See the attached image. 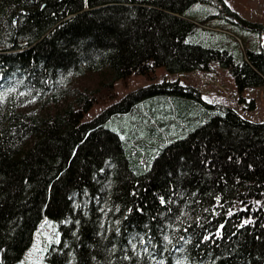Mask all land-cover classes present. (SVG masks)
I'll use <instances>...</instances> for the list:
<instances>
[{
  "label": "trees",
  "instance_id": "1",
  "mask_svg": "<svg viewBox=\"0 0 264 264\" xmlns=\"http://www.w3.org/2000/svg\"><path fill=\"white\" fill-rule=\"evenodd\" d=\"M255 26L225 0H0V264L44 215L50 264H264V122L167 79L84 119L160 66L264 86Z\"/></svg>",
  "mask_w": 264,
  "mask_h": 264
},
{
  "label": "rangeland",
  "instance_id": "2",
  "mask_svg": "<svg viewBox=\"0 0 264 264\" xmlns=\"http://www.w3.org/2000/svg\"><path fill=\"white\" fill-rule=\"evenodd\" d=\"M232 10L242 18L257 24L254 28L240 27L246 37L256 42V47L264 45V0H225ZM218 12L210 4L198 3L192 8L193 17H206ZM156 78L133 73L126 80H118L115 84L117 97L109 104L96 103L85 115V120L92 119L103 112L108 106L120 101L129 93L147 87L163 79L179 80L183 84L197 86L203 93L204 99L234 107L246 119L264 122V86L250 87L240 93L236 87L234 77L219 65H214L212 71H193L183 74H171L165 67L155 70ZM207 80V81H206ZM206 81V82H205ZM255 106L252 107L251 101ZM108 126L114 131L122 133L121 124L116 119L109 121ZM60 240V221L44 215L33 240L24 257L17 264H50L48 254L52 246Z\"/></svg>",
  "mask_w": 264,
  "mask_h": 264
},
{
  "label": "built area",
  "instance_id": "3",
  "mask_svg": "<svg viewBox=\"0 0 264 264\" xmlns=\"http://www.w3.org/2000/svg\"><path fill=\"white\" fill-rule=\"evenodd\" d=\"M206 81H207V80H206ZM206 81H205V82H206Z\"/></svg>",
  "mask_w": 264,
  "mask_h": 264
}]
</instances>
